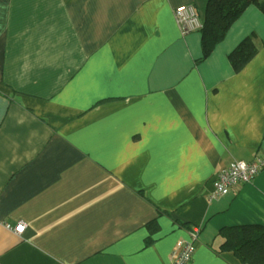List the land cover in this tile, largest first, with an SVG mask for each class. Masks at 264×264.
Listing matches in <instances>:
<instances>
[{"label":"crops","instance_id":"1","mask_svg":"<svg viewBox=\"0 0 264 264\" xmlns=\"http://www.w3.org/2000/svg\"><path fill=\"white\" fill-rule=\"evenodd\" d=\"M208 2L0 0V264H169L194 227L190 264H242L220 232L264 226V170L212 196L232 162L264 158V37L247 23L264 14L201 60L174 12L203 24Z\"/></svg>","mask_w":264,"mask_h":264},{"label":"trees","instance_id":"2","mask_svg":"<svg viewBox=\"0 0 264 264\" xmlns=\"http://www.w3.org/2000/svg\"><path fill=\"white\" fill-rule=\"evenodd\" d=\"M253 5L264 14V0H209L200 30L201 60L211 56L215 48L225 41L235 21ZM258 52L253 37L242 41L228 57L234 71L240 72ZM220 235L223 239L221 251L233 252L242 264H264V226L224 228Z\"/></svg>","mask_w":264,"mask_h":264},{"label":"built area","instance_id":"3","mask_svg":"<svg viewBox=\"0 0 264 264\" xmlns=\"http://www.w3.org/2000/svg\"><path fill=\"white\" fill-rule=\"evenodd\" d=\"M175 19L183 35L200 31L203 28L200 16L193 5H181L175 9ZM264 170V158L251 162H232L222 170L215 182L213 198L238 194L241 189L250 184L255 177ZM5 228L17 235L23 234L26 226L23 223L16 225L7 223ZM201 228L194 227L188 231L186 238L180 239L173 247L169 264H190L193 260L200 240Z\"/></svg>","mask_w":264,"mask_h":264},{"label":"rangeland","instance_id":"4","mask_svg":"<svg viewBox=\"0 0 264 264\" xmlns=\"http://www.w3.org/2000/svg\"><path fill=\"white\" fill-rule=\"evenodd\" d=\"M253 7H256V6H251V7H249L248 9H249V11H248V9H247V11L248 12H251V10H253ZM246 11V12H247ZM260 11V10H259ZM246 12L237 20V21H235V23L233 24V26L246 14ZM261 12V11H260ZM262 13V12H261ZM251 22H254V25H255V29L257 30V31H260L261 33H262V35H263V37H264V22L263 21H260V20H256L255 19V16L254 15H252V13H251V15H250V17H249V21L247 22V23H251ZM237 25V24H236ZM235 25V26H236ZM232 26V27H233ZM232 27H231V29H232ZM231 29L229 30V32L231 31ZM229 32H228V34H229ZM228 34H227V36H228ZM249 37H253V39H254V36H253V33L251 34V35H249ZM227 38V37H226ZM254 43H255V41H254ZM257 47V46H256ZM258 48V47H257ZM259 49V48H258Z\"/></svg>","mask_w":264,"mask_h":264}]
</instances>
